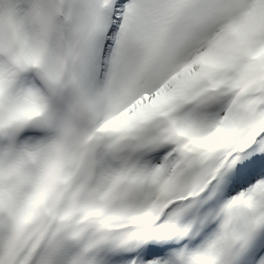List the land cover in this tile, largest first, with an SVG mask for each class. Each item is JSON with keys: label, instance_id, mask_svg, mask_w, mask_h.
Returning a JSON list of instances; mask_svg holds the SVG:
<instances>
[{"label": "snow or ice", "instance_id": "snow-or-ice-1", "mask_svg": "<svg viewBox=\"0 0 264 264\" xmlns=\"http://www.w3.org/2000/svg\"><path fill=\"white\" fill-rule=\"evenodd\" d=\"M0 264H264V0H0Z\"/></svg>", "mask_w": 264, "mask_h": 264}]
</instances>
